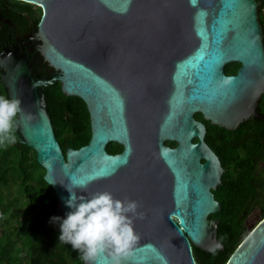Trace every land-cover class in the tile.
Instances as JSON below:
<instances>
[{
    "label": "water",
    "instance_id": "95a60500",
    "mask_svg": "<svg viewBox=\"0 0 264 264\" xmlns=\"http://www.w3.org/2000/svg\"><path fill=\"white\" fill-rule=\"evenodd\" d=\"M16 1L41 10L36 49L54 72L34 76L28 53L6 50L0 81L8 98L21 101L17 140L35 152L58 217L71 211L68 189L77 197L110 192L136 201L143 214L133 218L140 239L123 264H196L192 247L209 252L219 244L218 221L209 215L219 210L212 191L223 169L194 114L228 131L256 115L264 94L258 3ZM231 63L239 69L226 76ZM56 82L65 96L84 102L89 116L88 143L64 154L42 94ZM108 143L121 145V153H107ZM95 264L112 262L100 254ZM225 264H264V217Z\"/></svg>",
    "mask_w": 264,
    "mask_h": 264
},
{
    "label": "trees",
    "instance_id": "16d2710c",
    "mask_svg": "<svg viewBox=\"0 0 264 264\" xmlns=\"http://www.w3.org/2000/svg\"><path fill=\"white\" fill-rule=\"evenodd\" d=\"M1 13L3 17L34 27L41 10L25 7L16 0H0ZM258 19L264 33L262 11L258 12ZM8 33V28H0V46ZM42 94L62 153L67 148L86 145L90 126L84 102L65 96L59 82L44 88ZM0 95L8 98L1 81ZM256 112L259 116L241 122L232 131L211 125L200 114L196 115L205 125L204 142L223 169L220 184L212 191L219 210L209 215L210 219L218 221L216 238L222 250L205 252L192 247L196 264H225L246 236L247 217L255 209L264 217V167L261 164L264 161V96ZM14 134V144L0 146V264H83L79 252L59 241V221L51 222L53 217H58L56 198L43 180L44 169L36 162L35 152L20 144L16 132ZM166 143L172 145V142ZM105 149L114 154L121 146L108 143ZM4 189L14 194L1 195Z\"/></svg>",
    "mask_w": 264,
    "mask_h": 264
},
{
    "label": "clouds",
    "instance_id": "9594fccd",
    "mask_svg": "<svg viewBox=\"0 0 264 264\" xmlns=\"http://www.w3.org/2000/svg\"><path fill=\"white\" fill-rule=\"evenodd\" d=\"M22 112L20 99L0 95V146L16 142L14 133ZM68 191L66 207L71 211L63 220L53 217L51 221H59V241L70 244L81 254L80 259L85 264H95L100 254H107L112 264H123L140 239L133 227V218H143V214L137 212L139 204L115 199L107 191L87 197H77L75 192ZM221 246L216 244L208 250L214 252Z\"/></svg>",
    "mask_w": 264,
    "mask_h": 264
},
{
    "label": "flooded vegetation",
    "instance_id": "af4514ba",
    "mask_svg": "<svg viewBox=\"0 0 264 264\" xmlns=\"http://www.w3.org/2000/svg\"><path fill=\"white\" fill-rule=\"evenodd\" d=\"M255 1L258 3V12L262 11V13H264L263 12L264 0H255ZM17 2H19L21 5H24L25 7H29L34 10L38 9L37 7L36 8L32 7L31 4H28V3L24 4V2H21V1H17ZM4 27L9 29V33L7 34V37L5 41L3 42V44L0 46V54L6 53L5 52L6 50H9L10 52H15L18 55L28 53L30 56V60H31L30 67H31V71L33 75L39 78H49L50 75H52L54 71L48 64H46L43 61L41 55L36 49V45L38 44V41L36 39L37 25L33 27L29 25L28 23L15 22L8 17H5V16L3 17L1 13L0 14V28H4ZM235 65H238V67L235 68ZM238 69H239V64L231 63V64H227L224 66L223 72L226 76H231V75H235ZM261 96H264V94ZM257 106H256V109H257ZM196 115H198V113L194 114L195 120H197ZM257 116H259L258 112H256L255 116L249 117L248 119L257 117ZM165 144L171 148L175 146L174 142H172V145H169L167 143ZM121 151H122V146H121V149H119V151H117V153H114V154H119L121 153ZM261 164L263 165L264 161Z\"/></svg>",
    "mask_w": 264,
    "mask_h": 264
},
{
    "label": "rangeland",
    "instance_id": "374dc122",
    "mask_svg": "<svg viewBox=\"0 0 264 264\" xmlns=\"http://www.w3.org/2000/svg\"><path fill=\"white\" fill-rule=\"evenodd\" d=\"M32 7L36 8L35 5H32ZM263 12H264V9H263ZM264 166V164L262 165ZM10 192L11 195H13L14 193H12L10 190L8 189H4L1 193V195H6V193ZM262 219L261 217V212L258 210V209H255L246 219L245 221V225L248 228H253L256 224L259 223V221Z\"/></svg>",
    "mask_w": 264,
    "mask_h": 264
},
{
    "label": "snow or ice",
    "instance_id": "6c2138e0",
    "mask_svg": "<svg viewBox=\"0 0 264 264\" xmlns=\"http://www.w3.org/2000/svg\"><path fill=\"white\" fill-rule=\"evenodd\" d=\"M202 58V57H201Z\"/></svg>",
    "mask_w": 264,
    "mask_h": 264
}]
</instances>
